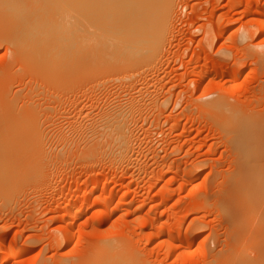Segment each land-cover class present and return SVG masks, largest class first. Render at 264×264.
Here are the masks:
<instances>
[{"label": "rangeland", "instance_id": "374dc122", "mask_svg": "<svg viewBox=\"0 0 264 264\" xmlns=\"http://www.w3.org/2000/svg\"><path fill=\"white\" fill-rule=\"evenodd\" d=\"M62 2L56 17L78 14ZM172 11L164 25L154 12L153 35L144 49L129 43V61L89 49L65 77L16 53L0 24V155L12 169L0 165L9 169L0 179V264H107L112 243L123 247L122 264L257 257L259 213L232 190L249 158L215 105L264 109V0H174ZM109 28L99 34L112 42ZM115 108L126 114L125 157L104 129ZM18 112L29 119L15 122Z\"/></svg>", "mask_w": 264, "mask_h": 264}, {"label": "bare ground", "instance_id": "6f19581e", "mask_svg": "<svg viewBox=\"0 0 264 264\" xmlns=\"http://www.w3.org/2000/svg\"><path fill=\"white\" fill-rule=\"evenodd\" d=\"M60 1H63L62 3L63 4L65 3L64 5L67 4L68 6L69 4L68 6L69 8L71 5L72 8H76L79 16L76 13L75 9H72L74 12H72L71 10V13L69 12L66 13L67 10L65 8L66 10L65 13L59 12L61 18H58V15L56 17L55 14L58 13L52 10H54L57 7V6L55 7V4L57 3L58 5ZM46 4L48 6H45ZM173 5H174V0H137V1L136 0H0V24H2L5 28H7V30L11 33L10 39L11 40L13 39L14 43L13 42L11 43H13V45L16 46L17 49L16 53H19V55L20 53L24 54L26 57L29 58V60H32L34 63H37L41 67L45 66L44 69L46 73L50 72V75L52 74V76L57 74V77H59L58 75H60L61 77L63 76L65 77V75H67L68 72L70 71L75 72V70L77 71L78 69H80L81 64L83 63L82 60H84L83 58L88 59L85 54L88 53L89 56V49H92L93 51L94 50L98 51L100 48H102L103 53H101L102 52L101 49L98 52L101 53L100 55H102L101 56L102 58L103 57L105 59L108 58V60L111 59L109 57H112L117 53L115 57L114 56L112 57L113 60L114 59L119 60V58L122 59L124 58L129 61L130 59L129 54L131 53L130 51H133L132 49L134 50L144 49L142 46H145V44L149 42L148 39L153 35L155 30L154 29L155 22L160 20L159 15L155 16L154 12L157 11L161 12L160 15L161 21L158 24L164 25L166 24L165 20L167 21L170 18L171 13L173 12L172 11ZM51 6L53 7L50 9L49 7ZM131 7L133 8V10L136 9L135 11H133L134 14H132V12L130 11L132 9H129ZM58 9L59 7L56 9V11H58ZM139 11L141 12L139 13ZM39 13L41 14L39 15ZM73 13H76V15L74 14L75 15L74 17H73ZM130 13L134 16L132 17V21L131 19H129L130 18L129 15H131ZM73 18L75 19L73 20ZM129 20L133 23H131ZM87 23L90 24L91 26L94 25V27H97L99 25L101 27L100 28L98 26L100 29L107 27V30L109 26L111 29H113L111 30L109 28L110 29L109 32L112 31L114 33L112 35L116 36V38H113L116 41L114 42L113 40L111 42L112 40L111 36L107 38L108 41L107 39L103 40V38L107 36L102 37L103 34H99L100 29L98 27L97 30L99 31V33L96 30L93 31L92 29L90 30L89 28L91 27L90 25L87 26L88 27L87 29L86 28V25H88ZM84 26L86 29L82 28ZM151 29L153 30V32H151ZM82 31L84 32L87 31L86 35L85 33L82 34ZM88 33H90V35L92 36L91 38L86 37L89 35ZM106 34H108L107 31ZM57 37L59 39V44L55 39ZM100 41H102V43H100ZM131 41H134V44L130 48L131 50L129 51V43ZM111 43L113 46V48L112 47L111 48L113 50L110 48L111 50L109 49V53L111 52L113 53L110 55L108 54V48H106L107 49V53H106L105 52L106 49L104 50L103 47H101L100 45L103 44L104 46H107L110 44L109 45L110 47ZM13 45L11 52H13L14 50ZM63 46L65 47V51L67 53L65 55L64 54L61 55ZM92 50H90L91 53L93 52ZM41 53H43L44 56H42ZM104 53H106L105 54L106 57L103 56ZM17 55L18 54L16 55L14 54V57L18 58L19 55L18 56ZM20 56L22 57V55ZM93 57H91L93 60L99 62L97 54H94ZM113 64H116L115 61ZM127 66L129 67V65L127 64L124 68H127ZM121 67L117 69L119 70L121 69ZM114 68L115 67H113V69ZM203 77L204 75L199 76L198 80H201ZM217 104L218 105H215V109L220 108L218 110H224V112L226 113V114L224 113V115H226V118H228L229 120V125L232 126L234 130L232 135V140L234 142L235 149H237L239 153L245 154L244 155L245 157L249 158V159L245 158L246 159L245 162L239 165L238 177L235 179V183L232 188L233 194L235 195V197L239 199L240 202L243 203V206H246L245 208L249 214L259 213V217L258 216L257 217L260 218V220L258 219L259 221L258 225H256L257 229L255 231V234H254V230L252 232V237L255 238L256 244L260 245V249L258 248L257 251L258 252L257 257L253 259L254 260L253 262H251L252 258L249 259L251 263L249 262L248 259H244V262L242 264H244L246 260H248L247 261L249 262L248 264H264V109L261 110L255 108L254 111L253 109L252 110L247 109L248 111H251L248 112L246 109L244 110L243 108L237 107L232 103L231 105L228 102L227 104L225 103H217ZM115 110H114L115 112L112 110L114 113H111L113 115L111 114L109 115L111 116L110 118L108 119L105 118L107 122L106 124L104 123L105 124L104 129L109 130L108 133L112 137L113 139L112 141H115L114 149L116 150V154L118 156L125 157L128 154L127 152L129 151L128 150L129 137L127 134L128 131L127 127L125 126V123L123 122V118L121 117L126 116V114L123 111V109H121L122 111H118V109L115 108ZM30 111L32 112V110ZM30 111H28V113H31ZM28 113L18 112L15 114L16 117H13L12 115V119L13 120L15 119L16 120L15 122L18 121V118L21 121H24V119L26 118L29 119ZM0 119L2 120L3 118L1 117ZM5 155L7 154L4 153V156ZM4 156L2 158V155H0L1 158L0 165L9 167V165H11V161H10L11 159L9 160L10 164L8 165L5 161H3ZM6 169L7 168H5V171H3V168L0 169V179L1 178L4 179L8 177L9 175L8 170L10 169V167L9 169H7V171ZM1 171L4 172L3 174L5 175V177L3 176L4 178L1 175L2 174ZM10 171H12V169H10ZM5 182L6 180L2 182L4 183V186L1 183L0 188L6 187ZM11 182L12 181H10V183ZM261 206L263 208H261L260 210ZM112 244L109 247L110 252L108 253L109 255L111 253V255L108 256L109 258H107L108 259L107 264H122L123 261L125 260L123 256L124 254L121 252V250L123 251L122 249L123 247L121 246L122 248L119 247L120 248L119 249L118 246L120 245L115 247L116 244L113 245ZM21 252L24 251L22 250Z\"/></svg>", "mask_w": 264, "mask_h": 264}]
</instances>
